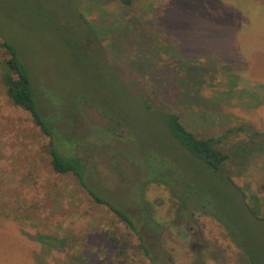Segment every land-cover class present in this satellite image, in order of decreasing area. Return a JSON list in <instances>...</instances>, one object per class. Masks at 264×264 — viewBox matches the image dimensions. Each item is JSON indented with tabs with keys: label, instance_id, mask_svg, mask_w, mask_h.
Instances as JSON below:
<instances>
[{
	"label": "rangeland",
	"instance_id": "374dc122",
	"mask_svg": "<svg viewBox=\"0 0 264 264\" xmlns=\"http://www.w3.org/2000/svg\"><path fill=\"white\" fill-rule=\"evenodd\" d=\"M74 3L86 24L70 0H0V44L6 37L15 46L41 112L71 132L56 148L68 152L67 142L80 140L86 181L135 232L73 177L51 170L47 138L0 83V264H250L222 224L197 211L183 218L164 186H141L118 152L143 161L141 143L152 140L180 151L148 126L120 82L197 138L222 137L224 171L254 213L245 218L227 188V220L264 264V0ZM7 58L0 48V74ZM104 117L127 134L115 126L108 142L94 137L90 129L111 125ZM179 166L198 169L188 160ZM196 179L213 192L210 176Z\"/></svg>",
	"mask_w": 264,
	"mask_h": 264
},
{
	"label": "trees",
	"instance_id": "16d2710c",
	"mask_svg": "<svg viewBox=\"0 0 264 264\" xmlns=\"http://www.w3.org/2000/svg\"><path fill=\"white\" fill-rule=\"evenodd\" d=\"M70 1L77 19L80 20L81 24H86L74 7V0ZM122 1L126 4L128 3V0ZM0 48L8 55V58L2 63V72L0 74V83L4 88V94L12 106L18 107L29 114L33 124L47 138L46 148L51 170L59 175L68 174L73 177L81 190L90 197L94 204L105 206L128 229L135 232L131 219L112 202L100 195L96 189L90 187L86 181V168L82 158L76 154V148L82 147L80 140L69 141L70 143L64 140L67 142L68 152H60L56 148L55 140L61 142L63 140L61 135L71 136V132H61L58 128L61 123L51 120L53 116H48V113L44 115L38 108L31 78L24 64L18 58L15 46L6 37H3ZM119 84L124 89L127 97L131 99V103L137 113L150 117L148 126L161 130L166 137L165 139L175 144L174 147H177L178 151H180L179 155L178 153L171 154L172 151L169 144L165 145V143L161 142L160 147H158V143L153 140L145 144L147 147L141 143L140 148L145 149L143 152L141 150L144 156V158L142 156L143 161H140L137 157L135 159L130 155H125L127 154L125 152L123 154L117 151L122 154L127 163L131 164L136 172L135 174L141 177V186L142 184L148 185L152 183L164 186L171 198L178 203L176 214L183 218L189 217L193 211H197L222 224L227 231H231L234 234L250 264H258L260 260L253 257L248 245L241 240L242 237L238 228L232 225L230 220H227V203L225 200L227 199L225 190L227 188L235 194L245 218L251 220L254 213L246 206L245 197L227 178V174L224 171L227 155L216 148L222 137L197 138L180 123L178 116L138 102L130 95L121 82ZM104 120L111 125L109 127L106 126L104 129L92 128L89 133L94 137L99 136L104 143L114 136L111 129L115 126L120 128L124 135L127 134L124 131V124H121L117 118L104 117ZM122 122L125 123V121ZM152 133H155V131ZM149 134L151 133L149 132ZM124 135L119 134L116 138H121ZM185 160L192 161L198 169L195 170L193 167H189L187 171L182 169L179 166V162ZM209 176L213 181V184L210 185V187L213 186V192L204 188L200 184L199 179H196L199 177L206 181ZM217 184L218 186H215ZM219 184L222 185L221 188ZM137 187L139 188L140 186L138 185ZM138 191H142V188L140 187ZM261 220L263 219H254L255 222H260ZM144 253L146 254L145 250Z\"/></svg>",
	"mask_w": 264,
	"mask_h": 264
}]
</instances>
